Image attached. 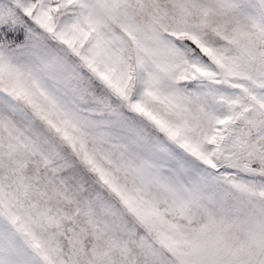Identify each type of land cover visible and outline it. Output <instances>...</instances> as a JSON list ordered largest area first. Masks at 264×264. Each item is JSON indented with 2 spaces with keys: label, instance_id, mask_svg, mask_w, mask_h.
<instances>
[{
  "label": "snow or ice",
  "instance_id": "6c2138e0",
  "mask_svg": "<svg viewBox=\"0 0 264 264\" xmlns=\"http://www.w3.org/2000/svg\"><path fill=\"white\" fill-rule=\"evenodd\" d=\"M0 264H264V0H0Z\"/></svg>",
  "mask_w": 264,
  "mask_h": 264
}]
</instances>
